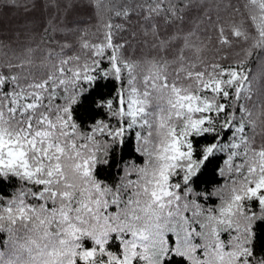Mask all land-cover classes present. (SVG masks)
<instances>
[{
    "label": "snow or ice",
    "instance_id": "6c2138e0",
    "mask_svg": "<svg viewBox=\"0 0 264 264\" xmlns=\"http://www.w3.org/2000/svg\"><path fill=\"white\" fill-rule=\"evenodd\" d=\"M0 264H264V0H0Z\"/></svg>",
    "mask_w": 264,
    "mask_h": 264
}]
</instances>
